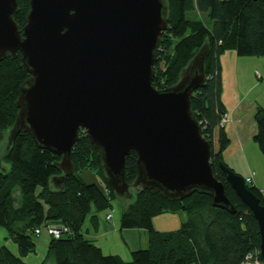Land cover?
<instances>
[{
    "label": "water",
    "instance_id": "obj_1",
    "mask_svg": "<svg viewBox=\"0 0 264 264\" xmlns=\"http://www.w3.org/2000/svg\"><path fill=\"white\" fill-rule=\"evenodd\" d=\"M17 8L18 0H0V62L19 52L29 73L7 148L23 131L37 148L60 157L61 174L51 184L61 188L76 171L71 154L84 129L118 199H129L132 188L180 201L200 192L215 208L236 212L212 173L210 144L191 109L193 92L206 81L208 44L176 84L152 86L168 26L166 0H29L21 29L12 19ZM130 152L137 155L131 184L125 178ZM220 168L256 220L264 257V206L241 175L225 163Z\"/></svg>",
    "mask_w": 264,
    "mask_h": 264
},
{
    "label": "trees",
    "instance_id": "obj_2",
    "mask_svg": "<svg viewBox=\"0 0 264 264\" xmlns=\"http://www.w3.org/2000/svg\"><path fill=\"white\" fill-rule=\"evenodd\" d=\"M29 0H18L12 19L21 29L26 23ZM168 3L167 29L153 66L152 86L164 89L178 82L180 72L203 44L209 46L205 63V84L193 92L191 109L201 124L203 136L210 144L211 170L223 183L224 193L234 204L236 212L211 205V198L195 192L183 200L167 199L154 190L131 189L132 201L121 199L119 231L144 229L147 232L146 249L132 251L131 260L118 255H104L100 247L86 239L81 228L90 212L103 211L118 201L106 186L100 158L88 136L79 132L80 139L71 154L74 175L66 177L61 188L51 184L53 176L61 172L56 164L60 157L39 149L33 138L23 131L0 157V228L6 230L17 246L14 254L8 246L0 248V264H27L23 258L35 252V228L47 224H64L72 234L50 238L45 253L47 264H241L250 253L261 263L260 235L256 220L249 208L241 202L221 171L224 150L229 144L227 133L221 127L226 112L221 101L222 79L219 58L234 51L239 57L264 58V2L255 0H166ZM192 15H195L191 19ZM211 25L207 26L205 23ZM29 77L21 54L0 62V142L13 125L22 83ZM254 142L264 157V107H256ZM137 155L126 158L125 178L131 184L137 177ZM3 164H7L5 168ZM226 164V163H225ZM96 172L104 181L106 196L97 185L84 182L81 170ZM247 187L260 199L259 189ZM100 188V189H99ZM164 212H182L187 220L174 232H159L153 228L152 218ZM97 216H91L96 222Z\"/></svg>",
    "mask_w": 264,
    "mask_h": 264
},
{
    "label": "crops",
    "instance_id": "obj_3",
    "mask_svg": "<svg viewBox=\"0 0 264 264\" xmlns=\"http://www.w3.org/2000/svg\"><path fill=\"white\" fill-rule=\"evenodd\" d=\"M259 64L260 61H258ZM255 61L254 57H239L234 51H228L220 55L219 65L221 67L222 92L221 101L228 121L224 124V129L227 133L229 144L224 150L223 162L229 166L233 172L246 178L253 173V185L259 189L264 198V157L254 142L253 136L256 133L255 110L256 107H264V102H261L262 97L256 94L254 98L248 99L243 95L249 92H254L259 87L254 77V69L260 65ZM258 71V70H257ZM262 79V76H261ZM264 91V89H263ZM260 101V102H259ZM113 218V217H112ZM153 228L161 233L174 232L180 229L182 224L187 220V217L182 212H164L161 215L152 218ZM92 240L103 251L113 253L114 248L118 246L117 239L121 237L126 246H122L121 254L114 251L113 255H118L124 261L131 260L132 251L142 250L148 246L147 232L144 229H130L119 231V225H115L113 221H102L99 219L92 222ZM118 234V235H117ZM111 238L114 240L111 241ZM49 236L42 234L36 236L35 250H40L43 254L42 261L30 259L31 256L23 258L27 264H41L46 256ZM14 244L2 227L0 228V248L2 245L8 246V243ZM15 245V244H14ZM16 246V245H15ZM14 254L18 253L17 246L12 249ZM117 249V248H116ZM36 252L32 253L34 255ZM38 261V262H37Z\"/></svg>",
    "mask_w": 264,
    "mask_h": 264
},
{
    "label": "rangeland",
    "instance_id": "obj_4",
    "mask_svg": "<svg viewBox=\"0 0 264 264\" xmlns=\"http://www.w3.org/2000/svg\"><path fill=\"white\" fill-rule=\"evenodd\" d=\"M194 17H195V15H192L191 19H193ZM205 23L207 24V26L211 25V23H209V22H206L205 21ZM254 59H255V61H257V63H258V61H260V63H262V64H259V63L256 64L257 66L258 65H260V66L255 67L256 68V71L254 69V73H253L254 74V77H255V79L257 81V84L259 85V87L256 88L254 92H249L247 94H244L243 93L242 96H244L245 98L251 99V98H254L255 95L257 94L258 97H262L261 102H264V91H263V89H264V58L254 57ZM261 76H262V79H261ZM223 115H224V113L222 114V116ZM82 133L86 134L85 131H84V129L82 130ZM8 134H9V131H8V133H6L4 135V137L2 138L3 140L0 142V157L6 151V148H7V145H8ZM3 166H5V168H8V165L7 164H5V165L3 164ZM78 175H79V177L84 182H86L87 184H90V185H92V184L97 185L98 187H100L103 190V192H104V194L106 196L108 195L106 193V188H104L105 185H104L103 179L96 172H93L91 170L85 169V170L79 171L78 172ZM125 201L127 203H129L130 201H132V198H129L128 200H125ZM121 207H122V203H121V200L120 199H118V201L113 202L111 207H108L107 209H105L103 211H97V210H95L94 205L91 204L90 205V210H89L90 212L87 214V217H86V219L84 221V224H83V226L81 228V232L86 237V239L89 238V239L92 240V238H93L92 235L94 234V232L92 230L93 226H92L91 216H93V215L97 216L96 221L99 219V221L102 222L103 220L105 221V215L108 214V212H111L112 213V217H113L111 219V221H113L115 225H119V215H120V213L122 211ZM58 224H61V223H58ZM112 240L113 239L111 238V241ZM117 242H118V246H116L117 249L114 248V251L116 250V252H118L119 254H121L122 253L121 252V249L123 248L122 246H126V244L123 241H121V237L119 239H117ZM8 246L10 248H12V249H15L16 248V246L14 244H12L11 242L8 243ZM114 251H111V252H113V253H111L112 255L114 254ZM35 252L36 253L34 255H32V253H31V254L26 255L25 258H27V256H31L30 259H35L36 258L38 261H40V260L42 261V259H43L44 256H42L43 254L40 253V250L39 249L38 250H35ZM102 253H104V255H110L109 254L110 252L106 251L105 248L102 251ZM47 264H53V261L49 260V262Z\"/></svg>",
    "mask_w": 264,
    "mask_h": 264
},
{
    "label": "built area",
    "instance_id": "obj_5",
    "mask_svg": "<svg viewBox=\"0 0 264 264\" xmlns=\"http://www.w3.org/2000/svg\"><path fill=\"white\" fill-rule=\"evenodd\" d=\"M221 127L228 121L227 114L224 113V115L221 117ZM252 176L253 173L248 175L245 179L244 182L246 185L249 186H254L252 182ZM255 187V186H254ZM256 188V187H255ZM260 192V191H259ZM106 193L109 194L110 190L106 189ZM112 219V213L108 212L105 216V221L109 222ZM34 234L36 236H40L42 234H47L50 238H59L61 236H65L66 234H72L71 230L67 225L64 224H47L43 228H35L34 229ZM255 254L250 253L249 255L246 256V259L241 263V264H264L260 263L257 258L254 256Z\"/></svg>",
    "mask_w": 264,
    "mask_h": 264
}]
</instances>
